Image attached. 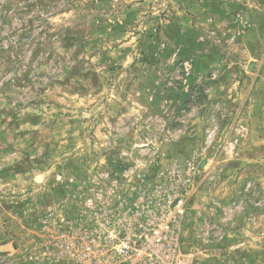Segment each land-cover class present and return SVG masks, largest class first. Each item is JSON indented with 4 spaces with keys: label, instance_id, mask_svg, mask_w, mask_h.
<instances>
[{
    "label": "rangeland",
    "instance_id": "1",
    "mask_svg": "<svg viewBox=\"0 0 264 264\" xmlns=\"http://www.w3.org/2000/svg\"><path fill=\"white\" fill-rule=\"evenodd\" d=\"M155 163L185 263L264 264V0H0V264H60L79 192Z\"/></svg>",
    "mask_w": 264,
    "mask_h": 264
},
{
    "label": "built area",
    "instance_id": "2",
    "mask_svg": "<svg viewBox=\"0 0 264 264\" xmlns=\"http://www.w3.org/2000/svg\"><path fill=\"white\" fill-rule=\"evenodd\" d=\"M155 165L153 171L105 172L110 185L95 183L82 189L66 229L50 240L49 260L60 264H189L180 251L190 180L176 165Z\"/></svg>",
    "mask_w": 264,
    "mask_h": 264
}]
</instances>
